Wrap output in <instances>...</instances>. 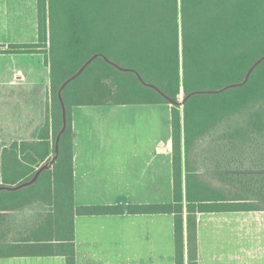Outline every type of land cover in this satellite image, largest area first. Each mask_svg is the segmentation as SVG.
Segmentation results:
<instances>
[{
  "label": "trees",
  "instance_id": "obj_1",
  "mask_svg": "<svg viewBox=\"0 0 264 264\" xmlns=\"http://www.w3.org/2000/svg\"><path fill=\"white\" fill-rule=\"evenodd\" d=\"M36 19L35 43L11 44L10 50L0 53L44 52L49 68L47 115L38 140L20 141L36 145L32 156L24 157L27 162L12 161L17 141L4 150L1 184L12 187L27 182L40 161L50 159L48 149L62 128V101L65 127L57 157L35 183L18 191L30 192L21 201L47 203L50 221L57 226L63 222L64 232L74 213H119L121 206L73 205L71 108L171 104L173 202L130 206L129 210L172 213L174 260L184 264V202L188 264H197L196 213L204 201L212 199L201 176V169L211 165L202 156L206 151L239 152L242 170L250 154L258 163L263 158L264 59L243 84L221 92L206 91L243 81L264 55V0H36ZM256 153L258 159L253 157ZM248 178L244 175L241 180L245 209L254 207ZM259 182L263 185L264 178ZM15 195L0 192V218ZM69 237L60 240L66 264H74Z\"/></svg>",
  "mask_w": 264,
  "mask_h": 264
},
{
  "label": "crops",
  "instance_id": "obj_2",
  "mask_svg": "<svg viewBox=\"0 0 264 264\" xmlns=\"http://www.w3.org/2000/svg\"><path fill=\"white\" fill-rule=\"evenodd\" d=\"M36 39V0H0V47L8 46L0 49L10 50L11 44L35 43ZM33 53L44 57V52H3L0 56L11 59ZM12 61L0 67V74L6 76L0 77V89L32 83L16 77L14 71L26 69ZM43 62L45 67L37 66L43 70L47 85L42 126L29 138H18L10 129L0 131V184L4 150H10L17 141L12 161L27 162L24 157H31L36 145L20 141L38 140L43 130L49 103V68L45 58ZM162 105L167 109L164 136ZM70 119L74 207L121 206V212L74 213L64 232L63 222L57 226L50 221L47 203L21 201L30 192L18 191L35 183L43 169L37 171L56 159L58 148L56 152V142L51 143L50 159L40 161L27 182L0 185V192L17 194L9 198L8 209L0 218V264H66L60 239L70 238V234L74 264H175L174 215L129 210L130 206L173 202L171 104L73 106ZM202 157L211 165V169H201V176L212 199L204 201L196 213L197 264H264V184L259 185L264 178V154L259 163L250 154L244 159L243 170L239 152L206 151ZM182 162L184 181L183 147ZM244 175L251 180L249 190L254 192L250 201L254 207L249 209L241 206ZM183 210L184 264H188L184 202Z\"/></svg>",
  "mask_w": 264,
  "mask_h": 264
},
{
  "label": "rangeland",
  "instance_id": "obj_3",
  "mask_svg": "<svg viewBox=\"0 0 264 264\" xmlns=\"http://www.w3.org/2000/svg\"><path fill=\"white\" fill-rule=\"evenodd\" d=\"M34 34V33H33ZM26 39H31L27 37ZM37 41V39H36ZM8 48V46L0 47ZM0 49V50H1ZM43 55L31 54L27 56H16L13 58L0 56V67L3 68L5 61L14 60L11 64L16 67H25V71H14L16 77L28 79L32 82L29 86L16 88L2 87L0 96V131L11 130L16 137H34L42 126L44 115V100L46 95L45 74L38 69L44 66ZM5 60V61H3ZM45 67V66H44ZM0 77H6L0 74ZM43 83L41 84V82ZM167 109L161 106V135L164 136L166 125Z\"/></svg>",
  "mask_w": 264,
  "mask_h": 264
},
{
  "label": "water",
  "instance_id": "obj_4",
  "mask_svg": "<svg viewBox=\"0 0 264 264\" xmlns=\"http://www.w3.org/2000/svg\"><path fill=\"white\" fill-rule=\"evenodd\" d=\"M94 57H96V55H94V56H92V58H90L82 67H81V69L75 74V75H73L72 77H70L68 80H66L63 84H62V86H61V88H60V91L63 89V87L70 81V80H72L73 78H75L85 67H86V65L94 58ZM264 59V55H262L258 60H256V62L250 67V69L247 71V73H246V75H245V78H244V80L243 81H241V82H239V83H235V84H230V85H227V86H225V87H223V88H221V89H218V90H212V91H206V92H221V91H223V90H225V89H227V88H230V87H236V86H239V85H241V84H243L246 80H247V78H248V76H249V74H250V72L253 70V68L256 66V65H258L262 60ZM118 68H120V67H118ZM120 69H122V70H124L123 68H120ZM138 76V75H137ZM138 78H139V80L141 81V82H143L142 81V79L140 78V76H138ZM145 84V83H144ZM147 85V84H146ZM194 93H199V91H196V92H192L191 94H194ZM190 94V95H191ZM59 98H60V93H59ZM60 100H61V98H60ZM61 105H62V128H61V130H60V132H59V134H58V136L56 137V140H55V144H56V152H57V148H58V141H59V136H60V134L62 133V131H63V129H64V127H65V112H64V106H63V103H62V101H61ZM47 167V165H44V166H42L38 171H37V174L42 170V169H44V168H46ZM36 174V175H37ZM35 175V176H36Z\"/></svg>",
  "mask_w": 264,
  "mask_h": 264
}]
</instances>
